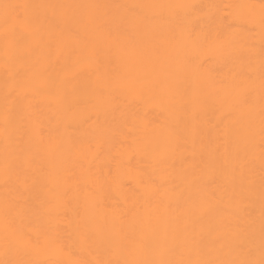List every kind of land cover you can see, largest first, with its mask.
<instances>
[{
	"label": "bare ground",
	"instance_id": "6f19581e",
	"mask_svg": "<svg viewBox=\"0 0 264 264\" xmlns=\"http://www.w3.org/2000/svg\"><path fill=\"white\" fill-rule=\"evenodd\" d=\"M264 0H0V264H260Z\"/></svg>",
	"mask_w": 264,
	"mask_h": 264
},
{
	"label": "snow or ice",
	"instance_id": "6c2138e0",
	"mask_svg": "<svg viewBox=\"0 0 264 264\" xmlns=\"http://www.w3.org/2000/svg\"><path fill=\"white\" fill-rule=\"evenodd\" d=\"M260 264H264V260H262V261L260 262Z\"/></svg>",
	"mask_w": 264,
	"mask_h": 264
}]
</instances>
